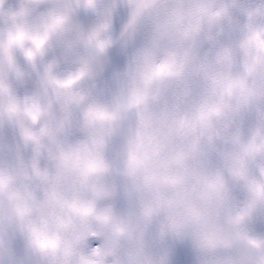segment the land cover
I'll return each mask as SVG.
<instances>
[{"label":"clouds","instance_id":"clouds-1","mask_svg":"<svg viewBox=\"0 0 264 264\" xmlns=\"http://www.w3.org/2000/svg\"><path fill=\"white\" fill-rule=\"evenodd\" d=\"M0 264H264V0H0Z\"/></svg>","mask_w":264,"mask_h":264}]
</instances>
